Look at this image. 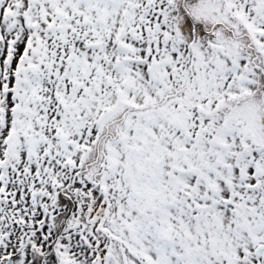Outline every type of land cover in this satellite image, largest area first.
<instances>
[{
	"label": "snow or ice",
	"instance_id": "snow-or-ice-1",
	"mask_svg": "<svg viewBox=\"0 0 264 264\" xmlns=\"http://www.w3.org/2000/svg\"><path fill=\"white\" fill-rule=\"evenodd\" d=\"M0 264H264V0H0Z\"/></svg>",
	"mask_w": 264,
	"mask_h": 264
}]
</instances>
